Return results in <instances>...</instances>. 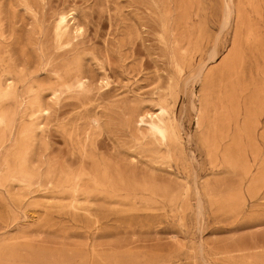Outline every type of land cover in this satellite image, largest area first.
I'll use <instances>...</instances> for the list:
<instances>
[{"label":"rangeland","instance_id":"rangeland-1","mask_svg":"<svg viewBox=\"0 0 264 264\" xmlns=\"http://www.w3.org/2000/svg\"><path fill=\"white\" fill-rule=\"evenodd\" d=\"M229 3L0 0V264H264V0Z\"/></svg>","mask_w":264,"mask_h":264},{"label":"bare ground","instance_id":"bare-ground-1","mask_svg":"<svg viewBox=\"0 0 264 264\" xmlns=\"http://www.w3.org/2000/svg\"><path fill=\"white\" fill-rule=\"evenodd\" d=\"M229 4L225 10V14H224V21H223V29L227 28L230 23H231V19L233 17L234 14V10H233V0H229ZM68 18L69 16L65 13H61L58 16V20L56 21V29L58 34H65L68 30H70V25L68 22ZM81 29L79 27L76 28V31L79 32ZM216 51L213 50V52L210 54V58L215 59L216 56ZM202 74V70H200L197 74L193 75L192 77H190V79L188 80V84L189 83H196V81L200 78ZM190 85V84H189ZM188 85V86H189ZM194 85V84H193ZM166 114V110L164 108H161V113L159 115H157L156 117H151L152 121L151 123H149V127H150V132L157 136L158 134L161 135L162 137L165 136V128H164V122L162 120V118L164 117V115ZM145 116H141L140 117V123L142 125L145 124ZM201 211V210H200Z\"/></svg>","mask_w":264,"mask_h":264}]
</instances>
